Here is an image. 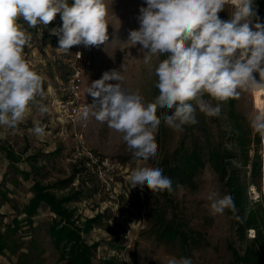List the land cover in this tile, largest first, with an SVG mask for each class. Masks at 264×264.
<instances>
[{
	"label": "rangeland",
	"instance_id": "obj_1",
	"mask_svg": "<svg viewBox=\"0 0 264 264\" xmlns=\"http://www.w3.org/2000/svg\"><path fill=\"white\" fill-rule=\"evenodd\" d=\"M105 3L108 6L109 40L103 45L85 49L89 65L82 85L84 107L93 103L91 95L86 93L87 87L100 79L104 72L113 69L124 76L123 84L127 89L139 92L146 102H152L158 95L154 68L166 57L153 56L149 63H145L144 53L139 50L141 46L128 42L129 32L139 28L137 17L139 8L146 7L145 0H105ZM232 10L230 2L226 3L219 16L228 20ZM19 22L33 36L30 46L24 49L25 58L39 73L40 54L50 61L43 74L44 96L37 97L48 111L41 114L36 105H30L31 110L25 114L17 130L0 128V133H5L0 137V147L22 155L21 160L12 165L19 171H30L28 157L39 155V174L32 173L31 179L53 184L72 175L76 162L72 127L56 119L51 100L52 93H58L59 77L64 75L65 69L61 65L62 56L40 39V25L28 28L22 20ZM205 99L210 98L206 95ZM210 102L213 105L217 103ZM254 103L252 94L242 92L239 98L222 102L219 117H209L197 108L198 123L186 124L182 130L166 126L163 117L168 110L158 108L161 124L155 133L157 155L147 161L134 158L122 134L109 128L106 122L97 121L91 114L87 119L82 116L76 123V131L83 136L88 149L101 158L109 159L113 169L102 176H95L84 167V174L76 175L71 184L54 192L63 195L72 190L81 191L80 199L69 204V208L75 210L79 224L100 216L101 224L83 234L87 244H99L92 264L104 261L113 264H168L170 259L183 257L191 258L192 264H245L241 257L258 229H239L238 222L249 208L256 210L258 219L264 221V140L249 124V114L256 108ZM37 124L45 129L43 135L37 136L32 131ZM60 124L64 125L63 131ZM6 141L11 145L6 146ZM183 150L196 151L200 161L190 182L179 188L172 186L171 192H151L147 186L140 185L132 188V170L150 166L164 171L166 165L174 163V151L178 157ZM53 152L57 154L53 155ZM221 155L227 163L229 161L230 172L237 174L244 185L248 199L246 214H233L226 209L223 214L213 215L210 211V196L215 193L213 198H219L231 194L232 190L225 176L222 177L215 167L216 156ZM166 158L167 162L164 161ZM0 161V172L4 171L3 176L0 174L1 181H6L11 189L7 200L0 198L2 223L7 225L14 219L18 221V227H14L9 236L13 250L0 253V264H57L59 252L52 246L47 233L50 222L48 210L40 211L32 222L21 214L31 197V179L22 181L20 175L12 174L13 168L5 164L7 160L0 158ZM12 180L17 182L15 186ZM167 224L170 227L166 228ZM262 231L264 235V227Z\"/></svg>",
	"mask_w": 264,
	"mask_h": 264
},
{
	"label": "clouds",
	"instance_id": "obj_2",
	"mask_svg": "<svg viewBox=\"0 0 264 264\" xmlns=\"http://www.w3.org/2000/svg\"><path fill=\"white\" fill-rule=\"evenodd\" d=\"M229 2L233 10L230 19L224 20L219 13ZM145 3L139 8V28L129 32L128 42L141 46L145 63L153 56L166 57L154 68L158 95L146 102L139 92L127 89L124 76L113 69L87 87L93 103L83 108L82 116L87 119L91 114L106 122L122 134L134 158L147 161L157 155L158 108L168 110L163 117L166 126L182 130L186 124L198 123L197 108L209 117H219L222 102L237 99L242 92L264 98V23L253 0ZM57 14L62 25L50 29V35L58 37L59 51L69 53L73 46H100L109 40L105 0H0V128L17 130L30 105H36L41 114L48 111L37 101L44 96V77L24 55L33 36L19 21L28 28L47 27ZM249 124L264 140V108L249 114ZM32 131L40 136L45 129L37 124ZM130 183L132 188L147 186L151 192L173 190L171 178L159 167L132 170ZM215 196L209 197L213 215L226 209L238 212L231 194ZM168 264H192V260L173 258Z\"/></svg>",
	"mask_w": 264,
	"mask_h": 264
},
{
	"label": "trees",
	"instance_id": "obj_3",
	"mask_svg": "<svg viewBox=\"0 0 264 264\" xmlns=\"http://www.w3.org/2000/svg\"><path fill=\"white\" fill-rule=\"evenodd\" d=\"M253 4L260 17V22L264 23V0H253ZM256 21L253 20V23ZM64 77V75H62ZM0 151L9 160V165L13 168L12 174L20 175L22 181L31 179V174H39V167L37 165V154L28 157L30 171H19L12 165L20 161V157L16 156L14 151L9 148L0 147ZM194 150H183L177 157V152L174 151L172 160L174 163L171 166L166 165L164 173L172 180V186L179 188L186 182H190V177L194 169L200 163L199 157ZM57 152H53V155ZM216 169L225 176L227 184L231 187V195L238 212L246 214L247 197L243 183L239 180L237 174H232L229 169L231 165L227 159L221 156H216ZM167 158L164 159L167 162ZM84 164L81 161H76L74 164V173L66 180L57 181L53 184H42L40 179H31L30 186L31 197L23 206L21 214H24L25 220L32 222L33 218L43 209H48L50 222L47 227L52 246L59 252V260L57 264H92L95 259L96 249L99 244H87L83 238V234L89 233L91 229L101 224L100 216H94L91 219H86L79 224V220L75 215V210L69 208V204L80 199L81 191H69V193L58 195L54 192L55 189H62L64 185L71 184L76 175L84 174ZM85 180V179H84ZM17 182L12 180V185L15 186ZM11 189L6 181L0 182V198L7 200L8 194H11ZM0 213V253L4 254L6 251H12V244L10 234L14 227H18L17 219L12 220L11 223L3 225ZM238 228L248 230L250 228L258 229V233L253 240L247 244L244 251V256L241 257L245 264H264V235L262 234V227L264 221H260L257 216V211L249 208L248 213L238 222ZM166 228L170 227L168 224ZM171 228V233H172ZM102 264H113L110 261H104Z\"/></svg>",
	"mask_w": 264,
	"mask_h": 264
},
{
	"label": "built area",
	"instance_id": "obj_4",
	"mask_svg": "<svg viewBox=\"0 0 264 264\" xmlns=\"http://www.w3.org/2000/svg\"><path fill=\"white\" fill-rule=\"evenodd\" d=\"M61 25L60 14H57L56 19L47 28L50 30ZM52 37L58 48V37L54 35ZM85 49L84 45H78L73 46L69 53H63L58 50L62 56L60 60L65 72L63 89L55 99V114L61 123L72 127L75 137L74 160L83 162L88 172L91 171L95 176H102L106 171L112 170L113 165L108 158H101L88 149L83 136L76 131V123L82 117L84 108L82 85L85 70L89 65L86 60Z\"/></svg>",
	"mask_w": 264,
	"mask_h": 264
},
{
	"label": "crops",
	"instance_id": "obj_5",
	"mask_svg": "<svg viewBox=\"0 0 264 264\" xmlns=\"http://www.w3.org/2000/svg\"><path fill=\"white\" fill-rule=\"evenodd\" d=\"M71 1V0H70ZM40 27V39L45 43V42H47V46L48 47H51L54 51H55V53H57V54H60L59 53V51H58V49H57V47H56V45H55V43H54V40H53V37H52V35H50V30L46 27V26H43V25H40L39 26ZM46 40V41H45ZM45 52V51H44ZM47 62L48 63H50V61H47V59H45V58H43L42 57V55L40 54V74L42 75V76H44L43 74L47 71ZM55 62V61H54ZM59 81H58V83H59V86H57L58 88H57V92L58 93H55V91H54V93H52L53 95H51V100H53V109H54V112H53V115L56 117V114H55V99L58 97V95L60 94V92H61V90L63 89V83H64V77L63 76H60L59 77ZM47 99H49L48 97H47ZM56 119H57V117H56ZM58 120V119H57ZM59 121V120H58ZM66 125V124H65ZM64 125H62V124H60V130L61 131H63V129H64V127H63ZM66 126H68L69 128L71 127L70 125H66ZM11 142L10 141H6L5 142V144H6V146H8V145H11L10 144ZM15 155L16 156H19L20 157V160H21V157H22V155L21 154H19L18 152L17 153H15ZM0 158H2L3 160H7V158L4 156V154H0ZM0 163H1V161H0ZM5 164L8 166L9 165V160H7L6 162H5ZM6 167V166H5ZM0 174L3 176L4 175V171H1L0 172ZM0 175V182H1V179H2V176ZM26 204V203H25ZM43 211L44 210H48V209H46V208H43L42 209ZM42 210H41V212H42Z\"/></svg>",
	"mask_w": 264,
	"mask_h": 264
},
{
	"label": "bare ground",
	"instance_id": "obj_6",
	"mask_svg": "<svg viewBox=\"0 0 264 264\" xmlns=\"http://www.w3.org/2000/svg\"><path fill=\"white\" fill-rule=\"evenodd\" d=\"M254 101H255V105L256 108H264V98H261L260 96H254Z\"/></svg>",
	"mask_w": 264,
	"mask_h": 264
}]
</instances>
